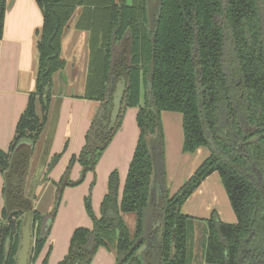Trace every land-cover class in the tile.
Here are the masks:
<instances>
[{"label":"trees","instance_id":"1","mask_svg":"<svg viewBox=\"0 0 264 264\" xmlns=\"http://www.w3.org/2000/svg\"><path fill=\"white\" fill-rule=\"evenodd\" d=\"M146 1L35 0L43 24L37 42L34 88L17 121L9 150H0V172L6 169L15 145L22 139L37 142L48 123L53 75L66 63L61 55V41L71 17L79 9L75 28L88 33L89 47L81 97L103 99L113 52L128 37L127 106L138 108L139 135L120 199L118 173L112 171L100 216L95 215L86 196L85 209L93 227L74 229L67 254L58 264H90L99 247L113 250L118 259L145 232L154 173L153 143L156 137L159 141L161 111L182 115L183 152L210 146L209 139L216 147L173 196L165 195L162 264H192L193 233L201 221V257L206 263L238 264L243 250L264 259V201L257 185L245 174L252 171L253 162L264 181V141L260 138L247 145L249 158L238 153L233 143L234 132L240 136L243 131L242 122L260 132L264 130V0H161L155 31L148 29ZM5 12L6 0H0V38ZM237 77L239 85L235 84ZM89 138L87 134L82 151L72 157L70 165L77 160L86 170L93 169L101 149L91 153ZM60 155L51 157L48 170ZM213 171L220 175L236 223L222 222L214 212L200 220L180 211L182 203ZM130 212L135 215L133 230L122 217ZM45 217L35 212L31 261L48 235ZM20 224L18 215L0 224V264H15ZM173 229L174 254L170 259ZM251 232L252 236L245 241ZM6 238L10 240L7 259ZM135 250L124 262L146 264L142 256L133 257Z\"/></svg>","mask_w":264,"mask_h":264},{"label":"crops","instance_id":"2","mask_svg":"<svg viewBox=\"0 0 264 264\" xmlns=\"http://www.w3.org/2000/svg\"><path fill=\"white\" fill-rule=\"evenodd\" d=\"M42 24V13L35 0H6L3 35L0 38V150L3 151L9 150L17 121L26 106L28 95L34 88L38 64L37 42ZM61 54L66 65L64 69L53 75V102L60 95L56 87L60 88L61 84H64L65 94L61 100L48 160L56 154L61 155L46 174L47 180L37 188L33 202L34 210L49 212L51 209L49 210L48 204L45 209L41 206L46 199L45 196L51 192L47 201L51 204L58 199V205L54 220H51L49 215L45 217V221H50V229L41 250L30 264H42L43 261L45 264H58L67 254L74 229L80 226L89 229L93 227L92 220L83 206V198L87 196L89 185L93 180L95 183L91 191V206L96 216H100L101 202L107 191V177L114 169L119 176L118 198L120 199L139 135L136 123L137 108L127 106L119 127L110 138L97 163L95 172H86L80 179L82 165L77 160L68 170L72 157H77L86 143V136L93 124L100 102L81 97L88 66L87 32L74 28V25L69 26L63 35ZM161 112H163L162 119L170 122L169 118H171L178 126L176 114L173 116L166 113L168 111ZM50 117L51 115L46 124L47 130ZM167 142V152L165 150L162 157L163 181L155 182L151 190V200L157 201L158 204L163 201L166 192L171 196L174 195L211 154L209 146H200L192 153L183 152L181 134L173 138L168 133ZM41 144H35L37 156L42 150ZM94 175L95 178H93ZM64 176L78 185L73 186L72 183L66 185L59 195L57 184L61 183ZM158 177L160 174L157 175V179ZM3 178V173L0 172V218L3 214L2 192L5 185ZM223 187L219 173L213 171L182 203L180 211L200 220H206L213 212L215 214L217 212L222 222L229 223L230 219L223 217L225 194L227 195ZM198 224L202 226L204 222L201 221ZM115 261L116 255L113 250L99 247L90 264H114Z\"/></svg>","mask_w":264,"mask_h":264},{"label":"water","instance_id":"3","mask_svg":"<svg viewBox=\"0 0 264 264\" xmlns=\"http://www.w3.org/2000/svg\"><path fill=\"white\" fill-rule=\"evenodd\" d=\"M161 11V0H147L146 1V15L148 20V29L150 31H155L159 19ZM125 46L127 48V51L130 49V45L128 42V39L125 41ZM37 72V70H36ZM114 68L111 70V74L109 75V80L107 83V90L104 96V101L102 102V105L98 111L96 121L93 127L91 141L89 142V148L90 152L93 153L97 149V146L104 147L105 144L108 142L106 140L103 144L100 143L96 138L95 131L99 128L98 123L99 121H102L103 118L107 115V113H110V129H112L110 138L115 132L117 128V124L119 123V117L123 115V112L125 110L126 104H127V93L125 92L129 88V82L127 78L120 77L119 82L117 84V91L116 93L112 94L113 101L111 105L105 106L107 103V100L109 99L110 93H111V87H112V81L114 79ZM36 76V73H35ZM240 82V79H236V83ZM65 94V85L62 84V91L60 95L55 99L53 110L51 114V120L49 122L48 131H47V137L44 143V146L42 148L40 157L38 158L37 165L34 169L32 178L29 183L28 190L26 192V195L24 196V190H25V184L26 179L28 177V173L31 169V161L32 156L34 152V141L28 140V139H22L20 140L13 150L10 153L9 156V163L8 167L5 171H3V176L5 178V210L7 212V215L5 217V220L0 221V223H5L6 219L11 215L10 212V205L12 198H10V192L12 193L14 188V183L12 182L10 185L7 182V176L14 173L15 175H18V173H21V187H20V196H21V202L25 203L27 205V208H22L21 210L24 212L20 231H19V244H18V250L16 255L15 264H30L31 257L33 253V244H34V212H33V198L36 194L37 187L41 184L40 178L42 177L45 166L47 163V160L49 158L51 145L53 142L54 134L57 127V122L59 118V111H60V105L61 100ZM113 107V108H112ZM119 118V119H118ZM263 127H264V117H263ZM243 137L246 136L245 133L242 134ZM258 136H255L253 138H250L248 141H251L252 139H255ZM261 137L264 140V132L261 134ZM210 144V143H209ZM156 155V156H155ZM154 156V173L152 177V185L155 182L163 181V160L160 157L159 154H155ZM18 164V165H17ZM17 165V166H16ZM19 166V167H18ZM15 170L17 171L15 173ZM20 170V171H19ZM85 172V168L82 170V176ZM160 174V177L157 179V175ZM259 179H261V175L258 176ZM159 183V182H158ZM68 184L67 176L63 178V181L61 183V186L58 187L59 191H62V189L65 187V185ZM151 185V190H152ZM263 189H264V183L262 182ZM151 190L149 195V201L151 200ZM163 190V188H162ZM164 200H163V206H164ZM162 221L164 219V215L161 217ZM161 220L156 221V225H159V231L158 233L153 236L154 237V244L152 245V248L149 252L147 264H161L163 259V252H162V238H163V232H164V224ZM46 226L49 225V221H46ZM174 237H175V229H173L172 233V239H171V245H170V259L173 258L174 254ZM143 240V237H138L133 244L130 246L129 250L121 255L118 260L116 261V264H129L130 261H127L124 263L127 256L138 246V244ZM9 245L10 240L9 238H6L5 241V259L8 257L9 252ZM149 245V241H145L141 244V246L135 251L133 254V257H136L140 255L145 249L147 250ZM91 244L87 246V249H90Z\"/></svg>","mask_w":264,"mask_h":264},{"label":"flooded vegetation","instance_id":"4","mask_svg":"<svg viewBox=\"0 0 264 264\" xmlns=\"http://www.w3.org/2000/svg\"><path fill=\"white\" fill-rule=\"evenodd\" d=\"M76 11H78L77 12V16H76V19H77V17H78V15H79V12H80V10L79 9H77V10H75V12ZM69 26H70V24H69ZM69 26L67 27V28H69ZM263 26H264V18H263ZM66 28V29H67ZM74 28H75V22H74ZM77 29V28H76ZM80 30V29H79ZM86 32V31H85ZM88 34V33H87ZM126 39H128V42H129V38L128 37H126L124 40H122L120 43H119V45L117 46V49H115V51L113 52V62H112V65H111V68H110V73H109V75L111 74V70H112V68H114V73H113V75H114V79H113V83H112V87H111V93H110V96H109V99L107 100V103H106V105L105 106H109V105H111V103H112V101H113V97H112V94L113 93H116V91H117V84H118V82H119V78L120 77H124V78H127L126 77V70H125V68L128 66V64H129V53H130V49H129V51H127V48H126V46H125V41H126ZM62 41H63V38H62ZM62 41H61V44H62ZM263 44H264V40H263ZM129 45H130V42H129ZM61 49H62V47H61ZM61 52H62V50H61ZM88 54H89V47H88ZM62 55V54H61ZM63 57V56H62ZM65 60V59H64ZM66 62V61H65ZM264 63V62H263ZM65 65H66V63H65ZM65 67V66H64ZM62 69H64V68H62ZM61 69V70H62ZM61 70H59V71H61ZM59 71H57V72H59ZM57 72H55L54 74H56ZM237 78H239V77H237ZM236 78V79H237ZM236 79H235V84L236 85H239L240 84V82H238V83H236ZM240 79V78H239ZM108 80H109V77H108ZM107 83H108V81H107ZM52 85H53V79H52ZM106 90H107V86H106ZM106 90H105V93H106ZM128 90V89H127ZM127 90L125 91L126 93H127ZM104 96H105V94H104ZM53 97V96H52ZM55 101V100H54ZM104 101V97H103V99L101 100V101H99L100 102V105H99V108H98V111H99V109H100V107H101V105H102V102ZM53 102V101H52ZM51 105H52V103H51ZM53 105H54V102H53ZM126 107H127V104H126ZM125 107V108H126ZM113 108V107H112ZM50 110H51V107H50ZM52 110H53V107H52ZM98 111H97V114H98ZM50 113V112H49ZM97 114H96V116H95V119H94V121H96V117H97ZM50 116V115H49ZM123 116V115H122ZM122 116L121 117H119L118 119H119V123L117 124V128L119 127V125H120V122H121V118H122ZM263 117H264V115H263ZM50 120H51V117H50ZM93 121V122H94ZM50 122V121H49ZM110 123H111V120H110V113H107V115L103 118V120L102 121H99V123H98V126H99V128L95 131V133H96V138H97V140L100 142V143H104L106 140H110V134H111V131H112V129H110ZM94 124H95V122L92 124L93 126H91V128H90V133H88L89 135H90V138H89V142L91 141V136H92V131H93V127H94ZM242 125H243V131L241 132V134H240V136H238L235 132H234V140H233V143L235 144V147H236V151L238 152V153H241V154H243V155H245L246 156V158H249V154H248V152L246 151L247 150V145L248 144H250V143H253V142H255V141H257L258 139H260V138H262L261 137V134L264 132V130L262 131V132H260L259 131V129L257 128V127H254V126H252V125H250L249 123H247L246 121L245 122H242ZM117 128H116V130H117ZM115 130V131H116ZM243 133H245L246 134V136L245 137H243L242 136V134ZM114 134V133H113ZM255 136H258V137H256L255 139H252L251 141H248L250 138H253V137H255ZM112 137V136H111ZM263 139V138H262ZM109 140H108V142H109ZM264 141V140H263ZM107 142V143H108ZM37 142H35L34 141V152H33V156H32V161H31V169H30V172L28 173V177H27V179H26V184H25V190H24V196L26 195V192H27V190H28V187H29V183H30V180H31V178H32V175H33V172H34V169H35V167H36V165H37V163H36V158H39L40 157V154H41V152H40V154H39V156H37L36 155V152H35V144H36ZM106 143V144H107ZM209 143H210V149L213 151V150H216V147H215V144H214V142H213V140H211V139H209ZM105 144V145H106ZM105 147V146H104ZM98 148H103V147H100V146H97V149ZM88 149H89V151H90V148H89V146H88ZM96 149V150H97ZM95 150V151H96ZM42 151V150H41ZM94 153V152H93ZM10 156V155H9ZM49 159V158H48ZM49 161L50 160H47V163H46V166H45V170H44V172L45 173H43V175H42V177L40 178V180H41V184L44 182V178H46L45 179V181L47 180V176H46V174L48 173V168H47V166H48V164H49ZM37 162H38V160H37ZM8 163H9V160H8ZM18 165V164H17ZM16 165V166H17ZM54 166V165H53ZM52 166V167H53ZM250 166H251V168H252V171H246L245 172V174L248 176V178L253 182V183H255L256 185H257V187H258V189H259V191H260V193H261V195H262V198H263V201H264V189H263V185H262V182L264 183V181H263V176H262V174L260 173V171L254 166V163L253 162H251L250 163ZM7 167H8V165H7ZM7 167H6V169H7ZM19 167V166H18ZM51 167V168H52ZM50 168V169H51ZM85 168V167H84ZM5 169V170H6ZM4 170V171H5ZM82 170H83V168H82ZM20 171V170H19ZM17 171L15 170V173H16ZM3 173V172H2ZM86 173V169H85V172H84V174ZM83 174V175H84ZM259 175H261V179H259ZM83 177V176H82ZM82 179V178H81ZM62 181H63V179H62ZM62 181H61V183H62ZM67 181H68V184L67 185H70L72 182H70L69 180H68V178H67ZM7 182L9 183V185L13 182L15 185H14V188H13V191H12V193L10 192V198H12V201H11V205H10V212H11V215L6 219V222L5 223H7V221H8V219L10 218V217H13V216H15V215H18V217H19V219L21 220V222H22V218H23V215H24V212L21 210L22 208H27V205L25 204V203H22L21 202V196L19 195L20 194V187H21V173H18V175H15L14 173H12L11 175H8L7 176ZM61 183L60 184H57V191H58V194H60L61 193V191H59L58 190V187L59 186H61ZM40 184V185H41ZM39 185V186H40ZM5 186V185H4ZM38 186V187H39ZM66 186V185H65ZM37 187V188H38ZM119 188V187H118ZM4 190H5V188H4ZM63 190V189H62ZM36 193H37V190H36ZM166 195V194H165ZM35 197H36V194H35V196H34V198H33V200H32V202H34V200H35ZM167 197H169V196H167ZM58 200V199H57ZM164 200V199H163ZM58 203V202H57ZM148 203H149V209H148V212H147V216H146V218H145V224H146V227H145V232L142 234V235H140V236H142L143 237V240L138 244V246L135 248L136 250L141 246V244L142 243H144L145 241H149V245H148V248H147V250L145 249L140 255H138V256H142L143 258H145V261H146V264H147V259H148V255H149V252H150V250H151V248H152V245L154 244V237L153 236H155L157 233H158V231H159V225H156V221L157 220H161L162 221V219H161V217H162V215H164L163 213H162V208H163V201L161 202V203H159L158 204V202L157 201H152V200H150V201H148ZM3 212L5 213L4 214V216H1V218H0V221H3V220H5V217H6V215H7V212H6V210H5V206H4V209H3ZM33 212H34V227H33V232L35 233V231H34V228H35V212H39V211H37V210H34V205H33ZM41 215H42V213L41 212H39ZM235 214V213H234ZM46 216V215H45ZM164 217H165V215H164ZM235 217H236V215H235ZM46 221H48V220H46ZM46 221H45V219H44V225H45V223H46ZM236 221H237V219H236ZM162 223L164 224V219H163V221H162ZM234 223H236V222H234ZM0 224H2V223H0ZM20 226H21V224H20ZM46 226V225H45ZM19 231H20V228H19ZM139 236V237H140ZM252 236V232L251 233H249V235H248V237L246 238V240L245 241H247L250 237ZM18 239H19V236H18ZM18 244H19V240H18ZM17 250H18V248H17ZM135 250V251H136ZM135 253V252H134ZM16 255H17V253H16ZM32 255H33V253H32ZM31 259H32V257H31ZM15 260H16V258H15ZM118 259H116V261H117ZM31 263V262H30ZM125 263V262H124ZM162 264V263H161ZM238 264H264V259L263 258H259L258 256H256L253 252H251L250 250H243V253L239 256V258H238Z\"/></svg>","mask_w":264,"mask_h":264},{"label":"rangeland","instance_id":"5","mask_svg":"<svg viewBox=\"0 0 264 264\" xmlns=\"http://www.w3.org/2000/svg\"><path fill=\"white\" fill-rule=\"evenodd\" d=\"M77 12L78 11H76L75 12V14H73V16L71 17V20H70V22H69V24H70V26L71 25H74V22L76 21V16H77ZM56 90H57V92H59V93H61V91H62V84H61V86H60V88H58V87H56ZM129 107V106H128ZM135 108H137V107H135ZM130 109V108H129ZM129 109H127V111L129 110ZM138 109V108H137ZM126 111V112H127ZM50 112L51 113H49V115H51L52 114V110H50ZM163 112H161L160 114H159V138H158V142H157V137L156 138H154V143H153V153H154V155L155 154H159L160 153V157L162 158L163 157V153H164V151L166 150V152H167V148H168V142H167V135H168V133H170L171 135H172V137L173 138H176L177 137V134L179 135V134H181V137L183 136L182 135V126H181V121H182V119H181V114L180 113H178V112H171V111H168V112H166V113H168V114H173V116H174V114H176V116H178V126H177V123L174 121V120H171V118H169V121L170 122H168V121H165L164 119H162V117H161V114H162ZM128 120H129V118H128ZM95 122V121H94ZM93 122V123H94ZM93 126V125H92ZM91 127V126H90ZM47 130V126L43 129V131L41 132V134H40V136H39V139H38V141H37V145H39V143L41 144V149L43 148V146H44V143H45V140H46V137H47V133H45V132H47L46 131ZM90 128H89V133H90ZM42 139V141H40ZM40 141V142H39ZM107 145V144H106ZM106 145H105V147H106ZM88 146H89V141H88ZM105 147H103V148H100L101 149V151H100V153H99V157H98V159H97V161H96V163H95V165H94V167H93V169H88V170H86V172H95V170H96V166H97V163H98V161H99V159L101 158V156H102V154H103V151L105 150ZM209 147H211V146H209ZM174 149V148H173ZM179 152H180V149L178 150ZM212 150H210V152H211ZM156 156V155H155ZM37 160H38V158H36V163H37ZM182 164H184V162H182ZM73 165V164H72ZM72 165H70L69 166V168H68V170H70L71 169V166ZM82 168H84L83 166H82ZM112 171H116L115 169L114 170H112ZM111 171V172H112ZM110 172V173H111ZM117 172V171H116ZM45 173V172H44ZM118 173V172H117ZM65 177V176H64ZM83 177H84V175H83ZM82 177V175L80 176V179L81 178H83ZM93 178H95V175H94V177ZM4 179V182H5V178H3ZM45 179L46 178H44V181H45ZM107 179H108V177H107ZM118 180H119V176H118ZM82 182V181H81ZM80 182V183H81ZM93 183V184H92ZM92 183L89 185V188H88V193H87V196L90 198V202H91V191H92V187H93V185H94V180L92 181ZM76 184V185H75ZM71 185H75V186H77L78 185V183H75V182H73ZM3 186V185H2ZM41 186V185H40ZM4 188H5V186H4ZM224 188V187H223ZM224 190V189H223ZM2 194H3V209H4V205H5V190L2 192ZM50 194H51V192H49L46 196H45V198L46 199H44V202H43V204H42V209H45V207L47 206V204H48V206L50 207L49 208V212H41L42 213V215H49V218H51V220H54L55 219V213H56V209H57V202H58V200H55V202L54 203H51V201H50V203L51 204H49V201H47V200H49L48 198H49V196H50ZM60 195V194H59ZM166 195L168 196V195H170L169 197H171V194H169V193H167L166 192ZM173 196V195H172ZM225 196H226V198H225V203H224V212H225V214H224V216L223 217H225L226 219H230L229 221V223H234V222H236V217H235V215H234V213H233V209H232V206H231V203H230V201H229V198H228V196L225 194ZM36 198V197H35ZM85 198H83V206H84V209H85ZM47 206V207H48ZM215 208H217V207H215ZM227 208H228V211H227ZM93 209V208H92ZM85 212H86V209H85ZM46 213V214H45ZM51 214H54L53 216H51ZM122 217H123V219H124V221H125V223H126V225L128 226V228L129 229H133L134 228V226H135V215L133 214V213H124V214H122ZM216 217L217 218H219V215L217 214V212H216ZM49 221V220H48ZM231 221H233V222H231ZM49 223H50V221H49ZM200 227L202 228L203 226H200V224H197L196 225V228H195V231H194V233H193V243H192V253H193V255H194V258H193V262H192V264H208V263H206L204 260H202L201 259V253H202V231H201V229H200ZM48 228L50 229V227H49V225H48ZM114 264H116V261H115V263Z\"/></svg>","mask_w":264,"mask_h":264}]
</instances>
